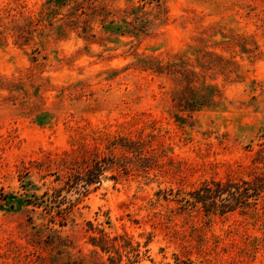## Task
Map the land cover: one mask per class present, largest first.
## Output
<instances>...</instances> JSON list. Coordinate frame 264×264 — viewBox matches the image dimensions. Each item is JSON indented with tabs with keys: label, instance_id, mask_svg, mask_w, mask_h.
<instances>
[{
	"label": "rangeland",
	"instance_id": "1",
	"mask_svg": "<svg viewBox=\"0 0 264 264\" xmlns=\"http://www.w3.org/2000/svg\"><path fill=\"white\" fill-rule=\"evenodd\" d=\"M263 170L264 0H0V264H264Z\"/></svg>",
	"mask_w": 264,
	"mask_h": 264
},
{
	"label": "trees",
	"instance_id": "2",
	"mask_svg": "<svg viewBox=\"0 0 264 264\" xmlns=\"http://www.w3.org/2000/svg\"><path fill=\"white\" fill-rule=\"evenodd\" d=\"M264 191V170L255 175L253 179L239 182L227 179L212 180L197 189L191 191L195 202H201L208 211H219L224 213L237 207L249 206ZM225 195L223 198H220ZM221 200H220V199Z\"/></svg>",
	"mask_w": 264,
	"mask_h": 264
}]
</instances>
